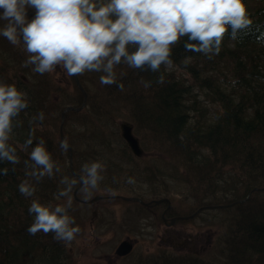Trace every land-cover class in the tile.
I'll return each mask as SVG.
<instances>
[{"label": "trees", "instance_id": "obj_1", "mask_svg": "<svg viewBox=\"0 0 264 264\" xmlns=\"http://www.w3.org/2000/svg\"><path fill=\"white\" fill-rule=\"evenodd\" d=\"M243 3L251 24L240 30L235 39L229 29L219 53L209 54L211 58L186 51L184 45L189 41L185 36L172 46L170 68L161 65L158 72H152L121 63L114 68L116 83L104 86L99 82L103 72L78 75L86 86V105L81 112L67 113L63 128L65 134L64 130L72 124L80 126L76 132L80 133L79 138H69L75 157L77 151H83L90 157L85 159L104 161L105 169L100 174L120 170L121 165L105 162L109 158H103V150L109 149L108 138L118 133L119 121L127 120L145 151L148 141L175 160L174 173L182 174L184 182L192 185L187 197L195 200L197 208L246 199L232 208L211 209L223 214L235 209L236 215L229 225L230 219L223 221L217 231L210 228L220 235L213 240L206 257L175 254L159 260L152 258L151 264H264V190H255L264 189V0ZM34 14L33 9L28 10L29 19ZM7 23L0 19V29ZM27 56L23 46L13 45L0 35V82L15 84L27 93L28 100V107L13 120L8 141L16 149L19 162L0 161V264H64L71 259L62 241L54 239V233L41 231L32 235L27 231L34 220L29 206L32 200L49 203V195L57 190L56 180L63 172L64 161L57 154L68 158L61 142L53 141L59 137L58 118L69 103L78 106L82 94L76 86L69 95L65 89H51L48 73L41 75L33 71L34 65L24 66ZM161 75L164 80L158 83ZM87 79L99 89H90ZM68 80L73 81L72 77ZM142 81H150V87L145 88ZM121 83L123 90L117 86ZM51 91L55 98L50 97ZM201 97L217 107L212 120L199 108ZM41 112L42 121L33 119ZM42 124L45 126L40 128ZM30 134L33 142L26 146ZM41 140L59 171L54 168L51 177L36 179L26 173L32 170V148ZM59 145L63 151L58 152ZM117 156L129 164L127 178L134 176V171L143 174L138 171L141 166L133 169V162L140 160L132 156L123 140ZM81 166L73 163L77 173ZM225 167L233 173L223 176ZM5 168L7 174L3 173ZM66 171L70 179H76L69 169ZM144 171L150 175H146V180H155L152 165ZM25 180L36 189L30 197L22 195L18 188ZM223 184L229 187L230 197L217 198L215 191ZM153 196L159 198L154 192ZM209 197L212 202L200 204ZM34 255L37 258H31Z\"/></svg>", "mask_w": 264, "mask_h": 264}, {"label": "clouds", "instance_id": "obj_2", "mask_svg": "<svg viewBox=\"0 0 264 264\" xmlns=\"http://www.w3.org/2000/svg\"><path fill=\"white\" fill-rule=\"evenodd\" d=\"M35 11L28 18V10ZM0 19L8 23L0 35L11 44L24 45L28 54L24 66L34 65L33 71L41 75L51 73L59 66L67 76L82 75L86 71L103 72L100 84L116 83L114 68L121 63L130 68L158 72L161 65L172 66V46L181 37H187L186 51L215 55L226 32L237 33L251 24L243 0H0ZM134 49V50H130ZM164 80L160 76L158 83ZM150 87V81H142ZM123 90L124 85L118 84ZM28 107L27 93L15 84L0 82V161L19 162L16 149L8 141L13 131V120ZM43 120V112L33 119ZM30 138L26 146L32 144ZM66 148V141L61 142ZM31 171L36 179L59 171L43 140L30 153ZM105 165L99 161L85 164L84 190L98 186L103 179ZM7 169L3 173L7 174ZM129 183L134 181L129 178ZM61 183L66 196L76 184L75 179L64 177ZM25 197L34 194L35 188L27 180L18 185ZM64 205L41 204L32 200L29 213L34 220L27 231L54 233V239L71 242L81 229L72 226L74 217Z\"/></svg>", "mask_w": 264, "mask_h": 264}, {"label": "rangeland", "instance_id": "obj_3", "mask_svg": "<svg viewBox=\"0 0 264 264\" xmlns=\"http://www.w3.org/2000/svg\"><path fill=\"white\" fill-rule=\"evenodd\" d=\"M6 25V24H5ZM18 45L23 46V42ZM179 67L175 68V71L180 73ZM69 76L65 71L59 66L55 71L48 73L47 80L51 85V89L57 91L59 89H65L67 95L74 93V86L72 80H68ZM185 80L188 79L187 75H182ZM30 79V77H29ZM84 89L86 86L83 85ZM86 84L90 89H99V86L94 82L86 80ZM43 85H46L45 83ZM51 91L50 97H56V94ZM63 103H61L62 105ZM68 105H72L69 103ZM199 108L201 112L206 113L209 120H212L217 113V107L204 97H201ZM60 118H58V121ZM127 121V120H126ZM122 121H119L121 123ZM128 122V121H127ZM211 122V121H210ZM45 125H41L43 128ZM79 125L66 128L65 137L67 139L68 145L70 144L69 138L73 135L79 138L80 133H76L79 130ZM115 136H110L107 140L109 149L103 150V158L105 162L116 163V165H121V169L115 168L112 172H105L101 174L102 180L98 182V186L95 189H90L89 191L84 190V185L78 193V198L83 200H90L94 196H108V195H120L126 197H136L137 194L143 200L155 199L153 192L156 197L167 196L172 206L174 207L175 217L176 216H187L193 213L197 206L195 200L191 197H187L188 193L191 192V186H188L182 179V174L177 175L174 173L175 160L169 156H165L164 153L154 149L155 145L151 142H146L147 150L144 151V155L139 158L142 159L140 162H133V169L141 166L138 171H143V174L134 171V176L130 177L134 182L129 183L126 173L129 172L130 167L127 161L122 160L119 156V150L122 146V139L120 137V131L118 129ZM120 137V138H119ZM53 141H60L58 136H55ZM58 152L63 151L58 146ZM75 147V146H74ZM143 147V146H142ZM72 151L74 150L71 146ZM143 149H146L145 147ZM117 154V155H116ZM60 159H63V172L59 175L56 180L57 190L53 194H50L51 201L53 205H64L70 198L72 201L71 208L68 209L70 216L74 217L75 223L72 226H79L81 231L76 234V237L71 242L62 241L65 245V250L69 254L70 262L64 264H134L133 260L137 257L147 256V263H152V258L159 260L163 256L175 257V254L184 255L196 254L202 257H206L207 250H210L213 245V240L218 239L217 231L220 224L230 219L227 224L233 222V218L236 215L235 209H228L221 213L219 210L206 209L201 211L198 215L191 219L184 221H175V224L167 223L164 225L160 220L159 212L161 207L154 206L151 210L138 209V206L132 202H124L121 200H97L92 205H79L73 198V191L78 185V180L76 184L72 187V190L66 196H60V192L67 189V185L61 183L64 177H68V158H66L63 153L57 154ZM116 156V157H115ZM90 158L86 156L83 151H77V155L73 154L72 162L78 165H82L78 174H81L83 179L86 173L83 171V166L85 164H91V162L98 160L85 159ZM160 158V159H159ZM162 158V159H161ZM103 164L104 161H103ZM145 164V165H144ZM149 165L153 166L155 175V180H146V175L150 176L148 171H144ZM225 167V173L223 176H227L233 173V170L227 169ZM162 172L161 174L159 173ZM176 171V170H175ZM180 173V171H179ZM238 173V172H236ZM62 176V177H61ZM69 178V177H68ZM194 178V177H193ZM192 178V184L194 179ZM74 179V178H71ZM69 178V180H71ZM218 181V179L216 180ZM221 184V183H219ZM118 185V186H116ZM229 187L219 185L215 191L216 197H230L227 191ZM132 189V192L129 191ZM213 189L211 190L212 193ZM138 192L137 194H135ZM133 193V195H132ZM212 202L211 198H205L204 203ZM92 206L98 209V216L92 223V230H90V218ZM161 206V205H160ZM163 209V208H162ZM161 209V211H162ZM222 210V209H221ZM160 211V213H161ZM181 214V215H180ZM172 218V216H168ZM224 219V220H223ZM16 230V229H14ZM221 231V230H220ZM222 234H225L221 231ZM93 235V236H92ZM126 237L131 238L135 241L134 250L130 257L125 259H116L114 257V250L118 243L125 239ZM31 258H37L34 255ZM27 260V259H26Z\"/></svg>", "mask_w": 264, "mask_h": 264}, {"label": "water", "instance_id": "obj_4", "mask_svg": "<svg viewBox=\"0 0 264 264\" xmlns=\"http://www.w3.org/2000/svg\"><path fill=\"white\" fill-rule=\"evenodd\" d=\"M2 11V10H0ZM74 78V82L75 84L77 85V87L79 88V90L81 91V93L83 94V102L81 103L80 107H73V106H67L65 107L62 111H61V122H60V126H59V131H60V137H61V140L62 141H66V138L64 137L63 135V122H64V116L67 112L69 111H80L83 109L84 107V103H85V99H86V93L84 91V89L81 87L79 81H78V78L77 76H73ZM120 128H121V137L124 139V141L127 143L128 147L130 148L131 152L134 154V155H140L141 153V150L139 148V145H138V141L137 139L133 136L132 134V131H131V126L128 125L127 123H122L120 125ZM66 147H67V150H68V153H69V170L70 172L73 174V175H76L73 171V167H72V162H71V156H72V151L66 141ZM78 178L80 179V183L78 185V187L75 189L73 195H74V198H76V192L81 188V186L83 185V179L80 175H77ZM109 198H119L121 200H124V201H127V202H138L142 205H145L147 206L148 204L147 203H144L141 199L139 198H136V197H121V196H110ZM99 197H95L93 198L92 200H90V202H94L95 200H98ZM161 201L163 200H159V201H156L155 204L157 203H160ZM131 249V245L127 242H122L119 244V246L117 247V249L115 250V254L116 255H125L127 254Z\"/></svg>", "mask_w": 264, "mask_h": 264}, {"label": "flooded vegetation", "instance_id": "obj_5", "mask_svg": "<svg viewBox=\"0 0 264 264\" xmlns=\"http://www.w3.org/2000/svg\"><path fill=\"white\" fill-rule=\"evenodd\" d=\"M78 201H79V202H82V203H87V202H88L87 200H82V199H78ZM165 208H166V207H165ZM165 208H164V209H165ZM93 212L95 213V215H96V217H97L98 209L92 206L91 213H93ZM168 213H169V209L167 210V213H166L165 216H167ZM96 217H95V218H96ZM94 221H95V219H94ZM94 221H93V222H94ZM90 222H91V221H90ZM91 227H92V225H91ZM90 230H92V228H91ZM92 236H93V235H92ZM132 242H133V241H132ZM133 243H134V242H133Z\"/></svg>", "mask_w": 264, "mask_h": 264}]
</instances>
